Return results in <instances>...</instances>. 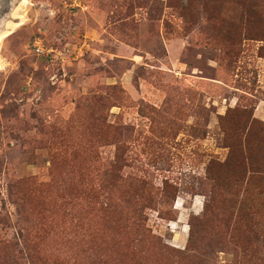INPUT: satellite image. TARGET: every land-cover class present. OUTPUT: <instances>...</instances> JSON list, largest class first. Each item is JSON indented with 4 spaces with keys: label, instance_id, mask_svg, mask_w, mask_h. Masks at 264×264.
<instances>
[{
    "label": "rangeland",
    "instance_id": "obj_1",
    "mask_svg": "<svg viewBox=\"0 0 264 264\" xmlns=\"http://www.w3.org/2000/svg\"><path fill=\"white\" fill-rule=\"evenodd\" d=\"M0 264H264V0H0Z\"/></svg>",
    "mask_w": 264,
    "mask_h": 264
},
{
    "label": "built area",
    "instance_id": "obj_2",
    "mask_svg": "<svg viewBox=\"0 0 264 264\" xmlns=\"http://www.w3.org/2000/svg\"><path fill=\"white\" fill-rule=\"evenodd\" d=\"M36 51H37V52H41V51H42V48H41V46H39V45H36Z\"/></svg>",
    "mask_w": 264,
    "mask_h": 264
},
{
    "label": "crops",
    "instance_id": "obj_3",
    "mask_svg": "<svg viewBox=\"0 0 264 264\" xmlns=\"http://www.w3.org/2000/svg\"><path fill=\"white\" fill-rule=\"evenodd\" d=\"M135 56H138V55H135ZM141 56V55H140Z\"/></svg>",
    "mask_w": 264,
    "mask_h": 264
}]
</instances>
